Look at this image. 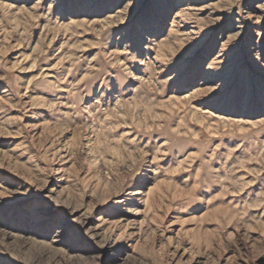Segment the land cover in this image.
Listing matches in <instances>:
<instances>
[{
	"label": "rangeland",
	"instance_id": "rangeland-1",
	"mask_svg": "<svg viewBox=\"0 0 264 264\" xmlns=\"http://www.w3.org/2000/svg\"><path fill=\"white\" fill-rule=\"evenodd\" d=\"M0 264H264V0H0Z\"/></svg>",
	"mask_w": 264,
	"mask_h": 264
}]
</instances>
